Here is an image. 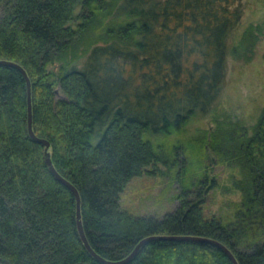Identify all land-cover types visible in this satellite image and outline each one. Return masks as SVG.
Listing matches in <instances>:
<instances>
[{"label": "trees", "instance_id": "16d2710c", "mask_svg": "<svg viewBox=\"0 0 264 264\" xmlns=\"http://www.w3.org/2000/svg\"><path fill=\"white\" fill-rule=\"evenodd\" d=\"M244 9V0H0V57L26 68L34 130L77 186L101 255L120 258L149 233H193L223 241L239 264H264V105L250 126L218 117L229 58L250 60L264 33V18L243 26ZM211 114V127L190 128ZM43 149L27 133L23 75L0 65V260L102 264ZM143 174L177 182L173 208L122 204ZM219 184L241 197L214 213L207 193ZM125 264L232 262L214 244L153 239Z\"/></svg>", "mask_w": 264, "mask_h": 264}, {"label": "rangeland", "instance_id": "374dc122", "mask_svg": "<svg viewBox=\"0 0 264 264\" xmlns=\"http://www.w3.org/2000/svg\"><path fill=\"white\" fill-rule=\"evenodd\" d=\"M243 26L250 21L264 18V0H244ZM264 105V33L257 40L250 60L229 58L225 88L218 101V117L227 115L232 120H240L247 126L253 124ZM213 114L206 115L190 124L211 127ZM222 174L220 182H230L229 169L217 166ZM222 172V173H221ZM177 182L170 181L165 174L141 175L133 177L122 192V204L139 213L162 214L173 208L176 199L170 195L176 192ZM207 210L220 213L227 208L230 200H238L241 192L225 191L219 184L207 193Z\"/></svg>", "mask_w": 264, "mask_h": 264}, {"label": "water", "instance_id": "95a60500", "mask_svg": "<svg viewBox=\"0 0 264 264\" xmlns=\"http://www.w3.org/2000/svg\"><path fill=\"white\" fill-rule=\"evenodd\" d=\"M0 65H9L16 67L24 77L26 83V103H27V133L30 138L34 141L40 142L43 144V154L45 164L50 171V173L62 184H64L67 188L71 190L75 198V220L78 235L82 241V244L89 252L91 256H93L96 260L101 262L102 264H125L129 262L132 258H134L138 251L145 245L146 242L153 239H176V240H193L206 242L210 244H214L218 248H221L225 254L228 256L232 264H239L237 256L234 252L229 248L227 244H225L220 239L204 235V234H193V233H149L142 236L131 248V250L126 253L124 256L120 258H108L101 255L93 246L90 244L87 235L84 230L82 215H81V196L77 186L69 180L65 175H63L55 166L51 154H50V141L48 138L44 136L38 135L34 130L33 125V106H32V88H31V79L28 75L26 68L20 63V61L0 57ZM0 264H7L4 261L0 260Z\"/></svg>", "mask_w": 264, "mask_h": 264}]
</instances>
